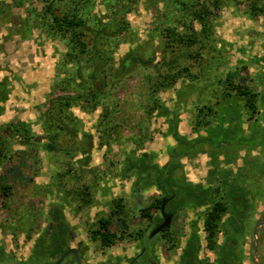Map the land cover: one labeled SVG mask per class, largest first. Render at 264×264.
<instances>
[{
  "label": "rangeland",
  "instance_id": "1",
  "mask_svg": "<svg viewBox=\"0 0 264 264\" xmlns=\"http://www.w3.org/2000/svg\"><path fill=\"white\" fill-rule=\"evenodd\" d=\"M1 1L10 6L11 14L0 18V129L19 122L36 137L41 136L45 105L49 98L66 92L57 90L55 85L75 70V65L65 64V40L60 35L49 38L37 27L38 23L31 24L26 18L27 8L39 12L44 8L43 2L23 0V5L16 6L15 0ZM174 1L181 5L172 12ZM202 1L205 0H121L111 7L105 0L91 1V15L104 24L112 20L114 9L118 11L115 21L120 22L119 13L124 12L129 24L116 39L108 40L109 44L99 39L98 47L117 65L131 54H138L143 60L125 70L121 84L113 83L119 85L107 93L106 105L111 111L106 118L107 134L101 121L103 107L84 108L79 101L70 106V113L77 119L78 141L63 135L60 147L81 151L58 153L42 139L47 145L41 146V141L36 144L35 162L23 158L15 162V157L7 160L8 156L26 155L30 151L17 137L0 134L1 153L7 157L0 165V183L11 185L6 207L2 204L6 197L0 189V245L15 258V264H48L57 259L29 256L34 252V239L46 233L53 207L58 205L69 225L67 249H80L83 264H129L144 247L143 257L133 264H180L182 248L193 240L199 242L198 264H225L222 249L227 241H233L228 247L232 251L229 264H264V102L260 98L264 95V14L249 18L243 14L248 0H222L212 26L211 42L215 50L203 53L209 61L202 70L191 67V72L199 73L198 80L181 77L172 87L159 91L156 97L161 109L154 110L151 116L142 108L147 89L140 76L149 73L153 77L162 61L159 31L169 26L186 35L189 29L185 25ZM260 5L264 9V0ZM26 21L31 30H25ZM193 25L199 29L198 24ZM193 57V52L187 51L183 63L194 65ZM84 75L75 81H79L75 95L83 92L80 87L85 83ZM226 79L234 91L224 104L221 89L218 92L216 86L220 82L224 85ZM245 87L259 93L256 102L259 113L254 117L245 110L243 98L235 95V91ZM210 104L215 105L219 114L223 111L222 125L192 124L197 107ZM144 116L147 117L139 126ZM172 118L177 121L173 130L186 140L198 136L208 140L196 143L192 149L178 143L169 134ZM116 122L120 126L114 132L111 126ZM145 123L149 132L143 143L128 142L129 137L139 138ZM171 156L178 167L169 180L181 192L174 202L166 205V211L179 207L166 237H159L157 242L147 237L119 242L104 250L90 243L88 229L110 211L122 209L123 215L118 216L125 218L130 231L150 230L147 218L141 214L149 211L155 198L167 194L159 189L155 174L144 173L141 167L154 165L163 169ZM83 184L89 187L92 196L84 206L80 204L79 193L68 194L69 190L79 191ZM188 186L195 190H189ZM232 189L238 193H232ZM195 192L204 193V197ZM232 196L239 199L234 201ZM220 200L227 202L228 210L219 222L213 249H209L203 218L213 203ZM154 214L161 217L159 211ZM259 221L261 224L256 226ZM110 229L119 233L125 228L113 215ZM166 238H176L179 247L169 250Z\"/></svg>",
  "mask_w": 264,
  "mask_h": 264
},
{
  "label": "trees",
  "instance_id": "2",
  "mask_svg": "<svg viewBox=\"0 0 264 264\" xmlns=\"http://www.w3.org/2000/svg\"><path fill=\"white\" fill-rule=\"evenodd\" d=\"M39 1L44 3V8L39 12L34 8H27L26 18L31 24L38 23L37 27L42 28L41 30L47 34V37L53 38L55 35H60L65 40V64H74L75 70L73 69L70 74L64 76L60 80V82L55 85V88H58L57 90L66 92L55 95L54 97L48 99L45 105L46 109L42 114L43 134L41 136L36 137V135L32 134L24 123L19 122L14 124L9 123L7 127L0 129V134L2 132H5L7 136L9 135L12 138L17 137V139H19V141L21 142L20 144L27 147V150L30 151L28 154L26 153V155L25 153H23L20 156L15 153V155H12L10 157L8 156L7 158L3 155V153H1L0 149V165L5 162L6 158L7 160H10L13 157H15V162L20 161L21 158H23L22 160L26 162H35L37 158L34 157L35 153L33 152H36L34 147H36V144L39 141H41V146L47 145L44 140L48 143H51L58 153L68 154L76 153L78 152V150L81 151V148L75 150L61 148L59 142L63 135L75 141H78L77 129H75L77 119L72 116L69 111L70 106L74 103H77L78 101L83 102L80 104L84 105V108L88 106L91 108H96L99 106L103 107L101 121L102 126H105V133L107 134L109 132V122L106 118H108L109 114L111 113L109 106L106 105L107 93L109 90H112L119 84H121V78L123 77V72L125 70H128L131 67H135L137 60H143L141 59L143 57L139 56L138 54H131L123 57L117 65L112 61V57L108 55L106 51H104L103 49L101 50V48L98 47L99 39H101L103 42L105 41L104 44H107L108 40L109 42H111L112 40L116 39L118 35H120L125 29L129 28V24L125 19L124 12L119 13L120 22H116L114 18L115 16H118V11L114 9L112 11V20L109 21L108 24H104L103 21H100L94 15H91L90 5L92 0ZM105 1L108 3V6L111 7L119 3L121 0ZM261 1L262 0H248V4H246L248 9H243V14L248 16L249 18H256L261 14H264V9L262 7L263 5H260ZM222 2V0H205L200 2L197 8L191 14L193 17H190L188 21L189 23L185 25V28H187V30L189 29L186 35L185 33L178 31L176 28L169 26L164 27L159 31L161 43L163 45L161 48L162 61L156 67V74L153 75V77L152 74L149 73H145L140 76L141 83L147 89L146 101L143 103L144 107H142L143 110L147 112V116H151L154 110L161 109L159 99L156 97L159 91L165 90L168 87H172L173 84H175L176 80L181 77L190 79L191 81L198 80L199 73L191 72V67H199V70H202L206 62L209 61L208 58L204 57L205 54L203 53L206 50L208 52L215 50L213 49L214 47H212L214 43L211 42L214 38L212 26L214 18L216 16V11H218ZM14 4L16 6L23 5V0H15ZM179 4V1H174L171 11H178L181 5ZM9 10L10 6H7L4 1L0 0V18L4 14H11ZM27 21L26 23L24 22V26L27 25ZM193 24H198L199 29H197ZM26 27L27 28H25V30H31L28 25ZM189 50H191L194 54V62L192 63L194 65L183 63V59L187 51ZM215 57L216 56H212V59H215ZM81 72L83 75L85 74V83L80 87V89H82L81 91L83 92L81 94L75 95L74 91L77 89L75 88V85L77 86V83L79 82L78 81L77 83H75V81L83 76ZM117 82H119V84H113ZM216 87L218 92L221 89V100H223L224 104H226L229 101V98L232 97L234 88L228 83L227 79L226 81H224V85L223 82H220V85H217ZM70 90L72 93H69ZM235 92V95L241 96V98H243L244 108L248 113H250L251 116L254 117V115H257L259 113L256 103L259 93H254V91L248 87H245V90L238 89ZM260 98L261 102H264V95H261ZM217 102V105H221V102ZM214 106L215 105L210 104L197 107V113L193 118L194 121H191V123H194L196 126L200 127L202 125L211 126L215 122L216 124H219V126H221V122H223L225 116L223 115L222 110L219 114L220 111ZM228 112L229 110L227 111V114ZM147 116H144L142 118L139 126L143 125L146 119L145 117ZM238 116L240 118L239 111ZM233 117L237 116L234 115ZM118 120L123 121V119ZM147 120H149V118H147ZM217 120H219V122ZM176 123L177 121H174V118L170 119L169 134L178 143L192 149L196 143L208 140L205 137L199 136L190 141L186 140L184 137L178 134L177 130H173V127H175ZM118 126H120L119 122H116L111 126V130L117 132L116 130ZM148 132V125L147 123H145L144 128L140 130V135L138 136L139 138L137 139L129 137L127 138V141H130L133 144L135 143L136 145H141L143 141L148 137ZM175 155L177 156V153ZM177 167L178 166L173 164V157L171 156L170 160H168L163 169H158L156 166L151 165L144 168L141 167V170L144 169V173H148L147 171H151L155 174L156 184L158 185L159 189L163 191V193L167 194L166 196H169L170 193L174 191L176 193V196L170 201L174 202L180 194L181 190L178 189L177 186L172 185L169 179L173 171ZM3 180L4 179H2V181ZM80 188L81 189L79 191L74 192L69 190L68 194L74 196L75 193H79V196H81L80 204L84 206L90 203L92 196L87 185L83 184ZM187 188L192 191L195 190L192 189L191 186H188ZM0 189L2 191V194H4V196L6 197V202L2 203L3 206L6 207L8 204L7 198L9 197L11 185L7 183L2 185L0 183ZM230 191L234 194L238 193L236 190L234 191V189ZM195 193L197 194V196L204 197V193L202 192ZM232 197H235L234 201L239 199L238 196ZM161 198H155L148 208L149 211L141 214L143 218H147V227H149L150 230H148V228H144L130 231L128 229V224L125 218H121L120 216H118L123 215V210L121 209L119 212L110 211V214L106 217L99 218L96 225L88 229V241L92 244H95L99 249L104 250L116 245L119 242H132L136 241L139 238L140 240H142L143 238L145 239L147 237V240L151 239V241L155 242H157L159 237L165 238V233L169 231V226L171 224L167 228L163 229L160 233L156 234L154 237H148V233L151 231V229L161 221L160 217H156L154 214L160 209ZM177 209H172L170 211H173L174 215L177 212ZM227 210V202L221 200L216 201L206 212V215L203 218V228L207 233L209 249H213V245L216 241V232L218 231L220 224L219 222L221 220V217ZM61 211V206L58 205L53 207V211L51 212L52 221L50 222V226L47 228L48 230L45 234L40 233L37 235L36 239H34V252L29 256V258L35 257L43 260L49 258L56 259L63 251L68 248L67 240L70 230L69 225L65 221L63 213ZM113 215L122 222V225L125 228L122 229L123 231H120L122 233L119 232L120 234L110 229L112 225ZM234 221L235 220L233 219L231 222L233 223ZM11 224V226L15 225V223ZM16 233L17 232L15 231L11 234L15 235ZM175 240L176 238H166V243L170 242V245L168 247L169 250H175L179 247V243L176 245ZM231 243L233 245V241H227L223 245L222 253H224L225 264L230 263L232 251L231 249H228V247H231ZM143 249L146 250L145 247ZM198 249L199 242H197L196 240L188 241V243L182 248L181 253L179 254L180 264H198ZM138 257H132L129 261L135 258L133 260L134 263ZM15 263V258L10 255L3 246L0 245V264ZM62 264H76V262L74 260V257L70 256L66 258ZM147 264L149 263L147 262Z\"/></svg>",
  "mask_w": 264,
  "mask_h": 264
},
{
  "label": "water",
  "instance_id": "3",
  "mask_svg": "<svg viewBox=\"0 0 264 264\" xmlns=\"http://www.w3.org/2000/svg\"><path fill=\"white\" fill-rule=\"evenodd\" d=\"M176 196V193L173 191L170 193L169 196H163L161 198V203H160V215L162 217V221L160 223H157L150 231L149 233V238L154 237L156 234L160 233L163 229L167 228L172 221V217H173V211H166V205L172 200L174 199V197ZM261 221H259L256 226L260 225ZM253 233H255V230L253 231ZM143 252V251H142ZM73 256L74 260L76 262V264H82L81 261V257H80V251L78 248H69L65 251H63L59 257L48 264H62L66 258ZM103 264V263H101ZM129 264H132V262H130Z\"/></svg>",
  "mask_w": 264,
  "mask_h": 264
},
{
  "label": "flooded vegetation",
  "instance_id": "4",
  "mask_svg": "<svg viewBox=\"0 0 264 264\" xmlns=\"http://www.w3.org/2000/svg\"><path fill=\"white\" fill-rule=\"evenodd\" d=\"M160 220L162 221V217H160ZM161 221H160V222H161ZM160 222H159V223H160ZM79 251H80V250H79ZM142 251L144 252V249H142ZM142 251H141V254L143 253ZM141 254H137L136 257L140 256ZM80 257H81V255H80ZM134 259H135V258H134ZM134 259H133V260H134ZM133 260L129 261V263L132 262V264H133ZM81 261H82V257H81ZM82 264H83V263H82Z\"/></svg>",
  "mask_w": 264,
  "mask_h": 264
}]
</instances>
